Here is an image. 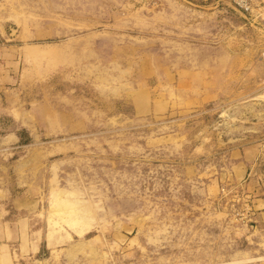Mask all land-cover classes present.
I'll return each mask as SVG.
<instances>
[{
    "label": "rangeland",
    "instance_id": "rangeland-1",
    "mask_svg": "<svg viewBox=\"0 0 264 264\" xmlns=\"http://www.w3.org/2000/svg\"><path fill=\"white\" fill-rule=\"evenodd\" d=\"M263 55L264 0H0V264H264Z\"/></svg>",
    "mask_w": 264,
    "mask_h": 264
},
{
    "label": "crops",
    "instance_id": "crops-1",
    "mask_svg": "<svg viewBox=\"0 0 264 264\" xmlns=\"http://www.w3.org/2000/svg\"><path fill=\"white\" fill-rule=\"evenodd\" d=\"M256 164V156H247L245 152L241 158L231 161L227 185L243 190L242 199L249 202V210L257 222V229L264 233V165L258 171L260 168L256 169Z\"/></svg>",
    "mask_w": 264,
    "mask_h": 264
},
{
    "label": "built area",
    "instance_id": "built-area-1",
    "mask_svg": "<svg viewBox=\"0 0 264 264\" xmlns=\"http://www.w3.org/2000/svg\"><path fill=\"white\" fill-rule=\"evenodd\" d=\"M234 2L238 8L246 12L252 10V0H234Z\"/></svg>",
    "mask_w": 264,
    "mask_h": 264
}]
</instances>
